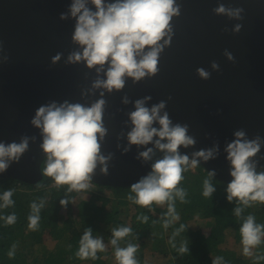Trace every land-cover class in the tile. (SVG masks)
I'll return each instance as SVG.
<instances>
[{
	"label": "water",
	"instance_id": "obj_1",
	"mask_svg": "<svg viewBox=\"0 0 264 264\" xmlns=\"http://www.w3.org/2000/svg\"><path fill=\"white\" fill-rule=\"evenodd\" d=\"M177 3L181 12L171 21V41L159 55L158 72L138 82L126 77L123 89L108 92L93 87L98 78H106L103 72L84 62H68L69 54L78 48L72 42L75 20L60 17L71 0H0V142L19 143L22 137L29 138L28 149L0 172V180L29 185L43 181L47 155L40 147V129L31 123L39 107L65 101L91 106L103 99L102 123L107 131L99 143L100 154L108 159L97 163L91 181L104 187H131L164 155L155 147L159 137L148 145H129L128 133L133 127L129 114L135 111V101L145 97L151 98L146 107L163 101L161 115L166 111L173 125L188 126L187 134L195 143L178 151L190 161L196 159L206 173L214 172L215 179L225 184L232 181L225 149L241 129L247 139L262 138L261 150L252 159L256 171L264 172V0ZM220 3L243 8V19L214 14ZM237 24L242 25L238 33L234 31ZM226 50L233 60L225 55ZM58 53L61 58L54 63L52 58ZM213 62L218 69H213ZM199 68L210 77H200ZM125 97L128 103H124ZM153 126L160 127L158 123ZM217 146L213 159L193 156ZM147 148L154 150L148 161L139 155Z\"/></svg>",
	"mask_w": 264,
	"mask_h": 264
},
{
	"label": "clouds",
	"instance_id": "obj_2",
	"mask_svg": "<svg viewBox=\"0 0 264 264\" xmlns=\"http://www.w3.org/2000/svg\"><path fill=\"white\" fill-rule=\"evenodd\" d=\"M89 5L94 6V10ZM243 11V8H230L223 3L213 9L216 15H227L235 19H243ZM180 12L181 6L177 0H71L68 11L60 17L63 20L70 16L75 20L72 42L78 48L69 54L68 62H84L88 68H95L98 73L103 72L106 78H98L93 87L103 88L108 92L123 89L126 77L138 82L148 75H155L158 72L159 55L171 41V21ZM241 28L242 25L237 24L234 31L238 33ZM61 55L58 53L53 57V62L58 61ZM225 55L233 60L232 54L227 50ZM212 67L218 69L219 65L213 62ZM197 73L205 79L210 77V73L203 68L197 69ZM148 99L151 98L135 101V111L129 114L133 125L128 133L129 145H148L154 141V137H159L154 141L155 147L164 155L152 164V171L147 176L131 185L127 199L150 210L153 204L163 205L167 202L166 216L171 218L164 220L167 228L170 223L179 219L175 209L176 200L185 203L187 196L186 190L179 185L189 157L181 155L178 149L193 145L195 140L187 134V125H173L166 111L161 115L165 102L148 108L145 106ZM128 102L125 97L124 103ZM104 104L103 99L91 106L67 101L62 104L51 102L39 107L31 121L32 125L40 129L43 138L40 147L47 155L44 175L51 177L57 186L67 185L69 193L87 190L97 163H104L108 159L100 154L99 143L107 131L102 123ZM154 123H158L160 127H154ZM234 136L235 139L225 149L233 177L227 186V199L232 202L235 198L238 205L244 207H250L251 202L264 203V172L256 171V164L252 159L261 150L262 138L256 136L254 139H247L243 129L235 131ZM28 146L29 138L26 136L19 143L0 142V172L5 171L10 162L18 161ZM217 152L218 146L201 150L193 156L208 161L215 158ZM139 155L148 161L152 159L154 150L147 148ZM197 163L196 159L192 160L193 167ZM103 171L107 172L106 165ZM209 175L214 176L215 173L211 172ZM214 192L215 188L210 180L205 179L203 195L210 197ZM12 195V189L4 191L0 196L3 201L0 207L12 206ZM60 203L67 206L68 201L61 200ZM43 207V200L39 204H31L33 214L28 217L30 229L35 230L38 227L40 210ZM242 212L243 207L234 209L238 218ZM4 219L7 224H12L16 216L12 214ZM138 220L146 222L148 217L140 216ZM183 229L184 225H181L176 234ZM131 232V228L123 226L112 229L110 243L115 248L118 264H137L134 255L138 245L128 243L126 247L119 246L120 241ZM240 234L244 254L251 255V249L259 245L264 237V225L257 224L255 217L248 215L240 227ZM104 250L103 238H94L93 230L87 228L80 238L76 256L80 259H96L97 253ZM178 251L181 254L189 251L186 242L181 244ZM11 255L13 252H9V256ZM222 261L223 257H217L212 264H221Z\"/></svg>",
	"mask_w": 264,
	"mask_h": 264
},
{
	"label": "trees",
	"instance_id": "obj_3",
	"mask_svg": "<svg viewBox=\"0 0 264 264\" xmlns=\"http://www.w3.org/2000/svg\"><path fill=\"white\" fill-rule=\"evenodd\" d=\"M185 167L186 171L179 187H183L187 192L186 202L176 200L175 209L179 219L174 220L167 228L164 226V220L171 219L166 216L167 202L163 205L153 204L151 210L143 208L127 199L131 187L95 185L99 191H112L110 201L104 204L101 196L92 193L90 189L69 193L67 185H55L54 180L46 177L44 173L43 181L37 185H29L15 179H1L0 196L4 191L12 189L14 204L8 208L0 207V264H82L83 259L78 258L76 252L85 229L91 228L94 238L100 235L103 240L110 241L112 229L121 226L129 227L132 231L138 230L141 234H149L154 230L166 232L163 240L154 242L162 254V259L165 260L170 255L173 264H212L217 257H223L221 264H264V237L257 245L256 256L249 260H239L241 258L233 249L223 248V242H220L226 234L233 233L235 242L239 244L242 240L240 227L248 215L254 216L257 224L264 225V203L251 202L250 207H244L238 205L235 198L229 202L228 184L210 176L199 164L193 167L190 160ZM205 179H209L215 188L210 197L203 195ZM19 188L37 191L38 197L34 194H23L22 199L18 195ZM84 192L86 198L82 196ZM41 200L44 201V207L40 210L38 227L33 230L29 228L28 220L29 212L33 214L31 204H39ZM61 200H67V206H62ZM2 204L3 201L0 200V205ZM238 206L243 207L239 218L234 214V209ZM12 214H15L16 220L7 224L4 218ZM140 216H147L148 220H138ZM198 217L209 219L211 236L203 238L200 230L192 227L191 222L200 219ZM181 225H184L183 231L176 234ZM42 226L46 228L39 232ZM45 229L55 238L54 244L51 250L39 252L45 243ZM185 242L189 251L181 254L178 249ZM128 243H132V234L120 241L119 246L126 247ZM134 245H138L134 255L137 264H144L146 242L139 238ZM9 252H13V255L9 256ZM102 253L98 252L96 259L91 258L93 264H107L101 257ZM28 258H31V261Z\"/></svg>",
	"mask_w": 264,
	"mask_h": 264
},
{
	"label": "rangeland",
	"instance_id": "obj_4",
	"mask_svg": "<svg viewBox=\"0 0 264 264\" xmlns=\"http://www.w3.org/2000/svg\"><path fill=\"white\" fill-rule=\"evenodd\" d=\"M92 191V193H95L99 196H101L102 201L104 204H107L110 199H111V194L112 191L108 190V189H103L102 191H99V189H97L96 187L93 189H90ZM23 194H31V195H38L37 191L32 192L31 190L27 191L25 189L19 188L18 189V195L21 196V198L23 199ZM85 192L82 194L83 197L86 198V195H84ZM38 197V196H37ZM209 210V209H206ZM29 215H31V213L29 212ZM200 218V217H198ZM192 227L196 228L197 230H200V232L202 233L201 237L205 238L208 236H211V232H210V227L211 226V222L209 221V219H205V218H200L197 221H192L191 222ZM209 224V226H208ZM260 224V223H259ZM41 226V225H40ZM44 226H42L39 229V232H42L44 230ZM54 231V230H51ZM57 232H55L56 234ZM132 243L136 244L138 242L139 238H142L145 242H146V248L144 249V264H173L172 263V257L169 255L168 258H166L165 260H163L162 258V254L161 252L158 250L155 242L156 241H160L163 240L165 238L166 232H160L158 230H154L152 233H140L138 230H133L132 233ZM43 238H44V244L42 245V247H40L39 252H43L44 250H51V248L53 247L54 244V237L51 235L49 230L44 231L43 233ZM97 237H101L100 235H98ZM104 241L105 244V250L102 251V255L101 257L106 261L107 264H118V261L116 260L115 257V248L111 245L110 241ZM155 241V242H154ZM220 242H223L221 244V246L223 248H230L233 249L235 251V253L238 254V256L241 258L239 260H249L251 258H254L257 254V246L253 247L251 249V255L246 256L243 252V244L242 242H240L239 244H237L235 242L233 233H229L226 234L224 237H222L220 239ZM243 258V259H242ZM29 261H31V258H28ZM82 264H93L91 261V258L88 259H83V263Z\"/></svg>",
	"mask_w": 264,
	"mask_h": 264
},
{
	"label": "built area",
	"instance_id": "obj_5",
	"mask_svg": "<svg viewBox=\"0 0 264 264\" xmlns=\"http://www.w3.org/2000/svg\"><path fill=\"white\" fill-rule=\"evenodd\" d=\"M90 187L88 189H93L95 188V183H93L91 180L88 182Z\"/></svg>",
	"mask_w": 264,
	"mask_h": 264
}]
</instances>
